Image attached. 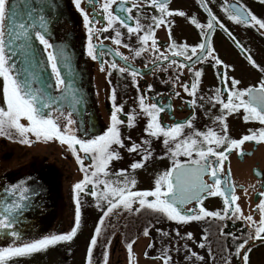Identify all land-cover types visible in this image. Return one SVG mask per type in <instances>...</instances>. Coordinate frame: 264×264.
I'll return each mask as SVG.
<instances>
[{"label": "snow or ice", "instance_id": "snow-or-ice-1", "mask_svg": "<svg viewBox=\"0 0 264 264\" xmlns=\"http://www.w3.org/2000/svg\"><path fill=\"white\" fill-rule=\"evenodd\" d=\"M73 2L81 13L87 29L86 55L93 61L99 60L100 70L106 72L108 77L112 72H117L132 78L134 86L138 89L137 108L125 113L124 105L116 103V90L112 89L110 126L103 134L88 139L78 135L82 130L80 126L82 121L73 119V115L79 112L84 99L74 82H70L64 75L65 71H70L71 56L66 49L50 43L47 38L48 20L43 13H38L36 8L30 6V0H0V81H2L0 91L3 96V104L0 105V137L27 146L38 142H58L61 146L67 147L83 173V179L73 186L76 212L72 230L66 234L50 235L30 242H23L16 228L23 213L29 208L30 201L39 193L28 187L26 182L10 185L3 190V195H0V239L11 237L14 241L21 242L0 248V264H9L13 258L44 253L62 242H71L81 228V194L91 195L100 201L97 207H101V203L106 204V207H101L103 215L90 241L86 264H93V249L97 246L98 238L105 227L106 218L119 215L121 211L138 213L141 210L161 214L167 220L178 224L206 219L224 221L234 217L246 221L251 231L242 242L235 245V252L232 255L240 257L243 264H250L249 253L252 250L250 241L264 244V192L257 193L259 202L253 209L260 214L257 222L253 215L245 216L237 203L240 199L236 195L237 185L230 179V168L227 173L225 172V162L229 161L233 152L241 158L250 155L244 151V145L248 142L264 144V80L256 85L241 88L242 81L229 76L231 66L219 58L211 43L213 32L223 25L208 7L210 0H198L209 12L210 18L206 24L198 22L195 17H189L184 11L170 9L171 0H86L90 6L99 5L92 18L81 7L85 0ZM259 3L264 5V0H259ZM224 4L227 6L223 10L229 12L230 20L238 25L255 28L264 35V19L258 18L246 8H238L235 3L228 4V0H224ZM21 6L28 11L21 13L19 11ZM48 7L50 11L53 10L51 0H48ZM145 7L153 9L156 14L139 15L143 13ZM134 10L138 15H133ZM174 17H184L200 29L201 42L195 46L186 43L177 45L170 39L168 47L161 51L156 31L163 27L171 38L174 21L170 18ZM145 18L149 23L141 22ZM101 21L102 26L96 28L95 25ZM120 29L126 30L128 39L134 36L139 46L133 48L125 42V33ZM109 31L114 35L105 36L104 39L116 45L115 49L108 48L99 40L103 33ZM228 35L252 67L264 72V68L256 63L240 41L230 32ZM94 37L97 43L93 42ZM37 42L43 48L50 70V79L40 80V86H36L38 74L29 71L33 62L42 67L45 63L34 48ZM121 47L131 52L133 58L147 54L150 59L144 67L149 72L154 73L158 69L166 72L169 68H174L176 76L171 81L173 88L179 86L183 93L191 98L188 104L193 109L203 107L204 102L210 104L212 108L219 106L221 114L213 119V123L219 127L197 129L194 124L195 111L184 121L173 125L163 124L161 114L171 111V105L166 106L160 101L161 94L153 98L154 103L149 102V97L140 90L137 81V77H142L144 72L132 66L129 56L119 51ZM106 55L119 57L124 61V66L117 64L115 60L111 62L104 60ZM177 57H183V61L176 59ZM105 63L108 64V68L104 67ZM197 64H210L217 69L216 75L222 87L212 90L210 96L198 95L203 70L197 69ZM184 69H187L193 78L191 83L181 82ZM148 91H152L151 85ZM174 95L180 97L181 93L176 91ZM197 101L201 103L198 104ZM141 116L147 121L143 128L144 136L151 139L142 138L137 143L130 135L122 136L121 128L137 127L138 117ZM230 116H241L245 123L255 122L262 127L255 130L249 128L247 134L238 139L232 138L228 124ZM74 125L76 127H73ZM186 129L189 131L186 132ZM161 138L172 166L155 178L151 190H134L137 181L129 177V169H120L115 173L110 171L112 162L122 159L120 149L140 156L138 161L130 165L131 171L144 168L153 156L150 147L152 139ZM125 140L130 146L125 144ZM179 157L184 159L181 160ZM85 159L90 163L85 165ZM255 174L258 178L264 179V172L259 169ZM111 175L122 179L109 180L108 177ZM251 187L255 190L256 185ZM261 187H264V184H261ZM243 191L247 196L248 189ZM209 197H222L223 210L209 211L204 208L203 202ZM193 202L198 205L197 208L184 207ZM149 234V228H145L143 235L148 237ZM220 234L225 235L223 229ZM161 235L167 237L169 234L161 232ZM175 235L180 236V232L177 230ZM227 235H232L233 240H239L234 234ZM184 238L192 240L193 234L187 233ZM201 240L208 241V235L202 236ZM135 243L136 240L133 239L127 244L129 264H137L133 252ZM148 247L152 248L154 244L150 243ZM198 247L205 248L206 243L201 242ZM170 251L169 248H162L158 256L148 257L147 252L144 255L146 258L160 260L161 264H172ZM188 251L190 254L186 259L191 260L197 256L190 249ZM197 258L204 260L203 256ZM103 264H108L107 246ZM225 264H231V259H225Z\"/></svg>", "mask_w": 264, "mask_h": 264}, {"label": "flooded vegetation", "instance_id": "flooded-vegetation-1", "mask_svg": "<svg viewBox=\"0 0 264 264\" xmlns=\"http://www.w3.org/2000/svg\"><path fill=\"white\" fill-rule=\"evenodd\" d=\"M233 3L238 8H246L258 18L264 19V5L260 4L259 0H228V4ZM226 6L224 0H210L209 2L208 7L211 9L212 14L223 25V27H218L213 32L211 37L212 46L219 58L230 65L231 69H234V71L229 69L228 74L242 81L241 88L256 85L264 80V72L252 67L240 49L233 43L228 33L230 32L236 40L240 41L261 68H264V35H261L255 28L246 27L243 24L238 25L230 20L228 18L229 12L223 10ZM81 7L88 12L90 18L99 9V5L96 7L90 6L86 0L81 4ZM169 7L173 10L186 12L189 17H195L200 23L206 24L210 18L209 12L201 6L198 0H171ZM52 8L51 13L56 11L58 19L52 23L47 38H49L50 43L58 42V47L67 50L76 72L78 70L83 71V75L79 77L83 82L80 87L84 88L89 97L87 109L84 110L83 116H81L82 124L80 126L82 130L78 135L85 139L101 135L110 126L112 89L116 90V103L124 105L125 113L137 108L138 89L134 86V82L129 75L112 72V75L108 77L106 72L100 70V61H93L86 55L87 29L83 17L75 7L73 0H58V5L54 2ZM144 14L155 15L156 13L153 9L145 7L143 13L139 15ZM133 15H138V13L134 10ZM170 19L174 21L171 38L163 27L156 31V39L161 51L168 47L170 39L174 40L177 45L186 43L189 46H195L201 42L200 29H197L188 19L184 17ZM141 22L147 24L149 20L145 18ZM102 24L103 21L96 24L95 27L100 28ZM120 30L125 33V42L133 48L139 46L134 36L128 39L126 30ZM113 35L112 31L103 33L99 40L103 41V44L108 48L115 49L116 45L110 40L104 39L105 36ZM93 42H98L95 37ZM119 51L129 56L130 63L134 68L144 72L142 77H137V81L140 90H143L149 97V102L154 103L155 99L153 98L157 94H161L159 96L160 101L166 106L171 105V111L161 114L163 124L173 125L176 122L184 121L195 111L196 120L194 124L197 129L205 130L208 127H219L213 123L214 117L221 114L219 106L212 108L210 104L204 102L203 107L193 109L188 104L191 98L183 93L179 86L173 88L171 81L176 76L174 68H169L166 72L159 69L154 73L149 72L144 67L150 59L147 54L139 58H133L132 53L127 49L121 47ZM176 59L183 61V57H177ZM104 60L108 62L115 60L117 64L124 66V61L120 60L119 57L106 55ZM104 67L108 68V64L105 63ZM196 68L203 70L198 95L210 96L212 90L222 87V83L216 75L217 69H214L210 64H197ZM192 79L187 69H184L181 82L191 83ZM165 81L169 82L165 83ZM149 85L152 86V91H148ZM0 89H2V81H0ZM176 91L181 93L180 97L174 95ZM197 103L200 104L201 102L197 101ZM2 104L3 96L2 91H0V105ZM121 118L124 117L121 115ZM73 119L77 120L74 115ZM146 122V118L138 117L137 127L133 129L121 128L122 136L130 135L132 140L137 143L142 138L151 139L145 137L143 133ZM228 124L230 136L237 139L247 134L249 128L255 130L262 127L255 122L245 123L241 116L228 117ZM73 127H76V125ZM185 131L189 130L186 129ZM162 139H152L150 147L153 156L144 168L131 171L130 165L138 161L140 156L135 153L129 154L126 150L120 149L122 159L113 161L110 171L115 173L120 169H129V177L137 181L134 190H151L154 187L155 178L172 166V161L166 154L167 150L162 143ZM125 144L129 145V142L125 140ZM244 151L250 153V155L243 158L235 152L230 155L229 161L225 162V172L227 173L230 168V179L237 185L236 195L240 197L237 203L244 215L251 214L258 222L260 214L258 211H253V209L256 208L259 202L257 193L264 192V187H261V184H264V179L258 178L255 173L257 169L264 172V144L258 145L248 142L244 145ZM160 157L164 158L161 159ZM179 159L183 160L184 157H179ZM89 163L85 159V165ZM82 179L83 173L79 170L75 157L68 151L66 146H61L58 142H38L32 146H27L0 137V195H3V190L6 187L20 182H26L28 187L39 193L30 201L29 208L23 213L16 228L23 242H30L55 234H66L72 230L75 225L76 212L73 186ZM108 179L117 181L122 178L111 175ZM205 179L208 178L205 177ZM49 183H53L51 188H49ZM251 185H256L255 190L252 189ZM243 189H248L247 196H245ZM48 194L53 200L54 206L52 217L47 221L45 216L48 212ZM81 201V228L71 242H62L44 253L13 258L9 261V264H86L90 241L103 215L101 207H106V204L101 203V207H97L100 201L86 194H81ZM184 207L197 208L198 205L193 202ZM203 207L209 211H222L224 208L223 198L209 197L204 200ZM145 228L150 230L148 237L143 235ZM222 229L225 232L223 236L220 234ZM177 230L180 232V236L175 235ZM249 231H251L249 224L235 217L224 221L206 219L188 224H178L167 220L161 214L147 210H141L138 213L121 211L119 215H113L105 219V227L98 238L97 246L93 249V264H103L105 246H107L108 264H129L127 244L133 239L136 240L133 245V252L136 255L137 264H161L160 260L146 258L144 254L147 252L148 257H155L160 255L162 248L171 250L169 254L173 258L172 264L175 261H178L179 264H189L191 260L186 259L190 254L188 249L199 254L198 257H204L203 261L197 258L199 264H225V259L228 258L231 259V264H243L242 259L232 255V253L235 252V245L242 242ZM161 232H167L169 235L164 237ZM187 233L193 234L192 240L184 238ZM229 233L239 237V240H233L232 235H227ZM205 234L208 235V241L206 242L201 240ZM20 242L14 241L11 237H4L0 239V248L19 244ZM201 242L206 243L205 248L198 247ZM150 243L154 244V247L149 248ZM250 246L252 248L249 253L250 264H264V244L259 241H250ZM242 255L243 253H241Z\"/></svg>", "mask_w": 264, "mask_h": 264}, {"label": "water", "instance_id": "water-1", "mask_svg": "<svg viewBox=\"0 0 264 264\" xmlns=\"http://www.w3.org/2000/svg\"><path fill=\"white\" fill-rule=\"evenodd\" d=\"M54 2L56 5H58V0H51V5H53ZM30 6L32 8H36L38 13H43L45 15V17L48 20V31H51L52 23H54V21L56 19H58V13H56V11L51 13L52 10L50 11V9L48 7V0H30ZM19 11H21V13H26L28 11V9L21 6ZM35 15L36 14L34 13V16ZM52 44L58 47V42H53ZM34 48H35L37 54L40 56V58L42 60H44V62H45L43 67L36 64L35 62H33V65L29 68L30 72L38 74L39 80H37L36 86H40V80L48 81L50 79V70L47 66V61H46V57H45V54L43 52L42 46L39 45L37 42L34 44ZM64 75L69 78L70 82H74L76 88H78L80 90V93L84 99V103L82 106H80L79 112L74 113V116L76 117L77 121L79 122V121H81V116H83V112L85 109H87V104L89 102V97H88L86 91L84 90V88L80 87V84H82L83 82L79 79V77H81L83 75V71L78 70V72H76V70L74 69V64L71 62L70 71H65ZM52 185H53V183L52 184L49 183V188H51ZM47 197H48V199H47V206H48L47 211L48 212L46 213L47 215L45 216V220L48 221L52 217V211H53L54 203H53V200L51 199L49 194Z\"/></svg>", "mask_w": 264, "mask_h": 264}, {"label": "rangeland", "instance_id": "rangeland-1", "mask_svg": "<svg viewBox=\"0 0 264 264\" xmlns=\"http://www.w3.org/2000/svg\"><path fill=\"white\" fill-rule=\"evenodd\" d=\"M149 186H150V185H149ZM150 187H152V186H150ZM191 252H193V251H191ZM196 254H197V253H196ZM198 255H199V254H197L196 257H193V258L191 259V261H190L189 264H199L198 259H197ZM180 263H181V262H180ZM174 264H179V262H178V261H175ZM181 264H185V263H181Z\"/></svg>", "mask_w": 264, "mask_h": 264}, {"label": "bare ground", "instance_id": "bare-ground-1", "mask_svg": "<svg viewBox=\"0 0 264 264\" xmlns=\"http://www.w3.org/2000/svg\"><path fill=\"white\" fill-rule=\"evenodd\" d=\"M42 191H44V189H42ZM41 221V220H40Z\"/></svg>", "mask_w": 264, "mask_h": 264}]
</instances>
